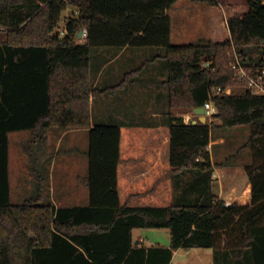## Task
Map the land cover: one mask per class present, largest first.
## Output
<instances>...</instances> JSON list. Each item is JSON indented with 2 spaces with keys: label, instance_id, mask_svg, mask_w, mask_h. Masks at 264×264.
Here are the masks:
<instances>
[{
  "label": "trees",
  "instance_id": "16d2710c",
  "mask_svg": "<svg viewBox=\"0 0 264 264\" xmlns=\"http://www.w3.org/2000/svg\"><path fill=\"white\" fill-rule=\"evenodd\" d=\"M177 1L0 0V264H172L180 247H212L215 264H264V94L248 89L232 66L240 58L257 74L264 70V0H193L210 7V37L189 44L171 40L169 10ZM70 5L77 11L62 33L58 27ZM83 29L85 38L79 36ZM127 45L165 48L171 106H203L212 98L215 119L223 125H251V204H227L208 184L194 201L120 203L121 127L92 125L91 100L127 77L95 87L91 50ZM228 86L246 90L213 95ZM51 126L90 128L89 205L48 202V177L39 170L35 194L12 201L9 133L31 130L26 149L35 162L30 147L41 148ZM169 126L173 170H197L208 181L214 122L192 124L171 116ZM135 227L169 228L171 243L137 246Z\"/></svg>",
  "mask_w": 264,
  "mask_h": 264
},
{
  "label": "crops",
  "instance_id": "0c3cea01",
  "mask_svg": "<svg viewBox=\"0 0 264 264\" xmlns=\"http://www.w3.org/2000/svg\"><path fill=\"white\" fill-rule=\"evenodd\" d=\"M225 1L229 2L228 0ZM181 2V0H178L169 10L172 20V42L175 44H189L207 41L210 37V7L207 9L201 5L204 2L199 1L188 0V2H183V4H181ZM206 30L209 32L208 38L205 40H196L200 37L197 36V38L194 39L195 41H178V39H185L189 32H195L197 35H200L201 32L206 34ZM175 39H177V42H175ZM115 47L117 49L112 51L113 57L97 67L96 77L93 76L91 50V78L95 87L117 85L123 78L127 77L126 81L115 90H110L91 100V120L92 125L103 123L101 122L103 121L102 119L98 121L94 119L96 100L102 96L109 98V101H107L109 108L106 114L109 121L105 123L117 124L121 127L120 160L118 164V191L120 203L129 206H168L184 200L194 201L198 198L201 191L205 190V186L208 184L211 187V191L216 194L219 199L225 200L226 203L237 202L240 205L251 204L252 183L247 171L250 157H242L240 160L238 158L242 155H240V153L244 152V149L249 148L248 142L240 147V152H238L237 155L223 154L220 152L218 155H215L213 151L214 146L222 144L230 145L232 141H230L221 130L217 136H215L214 131L211 129L209 150L211 152V160L214 167L212 175L208 177V181H206L205 176L202 177V173L197 170L187 169L174 171L170 160V117H183L186 123L192 124H212L211 119L206 115L205 122L201 121L204 117L195 112V107L171 106L169 88L164 84L169 74V66L165 57L166 50L164 47L128 45ZM147 50H154V52L151 51V54L145 58V60L137 64L136 67L124 71L118 82L100 85L103 76L106 77V75H110L115 70L111 69V71H106V64L121 60L120 63H115L117 68H119L120 65L128 64ZM244 90H246L245 86H228L224 88L225 93L242 92ZM133 95H148L150 98V107L142 109L148 112L144 120H132L127 114V111H140V107L133 110V107L122 108L119 105L121 101L130 105L131 101L129 99L135 97ZM220 124H222V121L216 118L214 126H219ZM241 126L243 125H235L234 127L241 128ZM82 129L90 130L88 127L63 128L51 126L47 130V137L43 146L37 149L35 163H40V160H42V163L46 165V163L49 162V165L42 166L43 168L39 170H42V172L46 174L48 173L46 172V167L49 168V175L46 174V176H50L51 185L49 187L48 184H46V189L49 187L51 189V194L48 193L49 200L47 199V201L54 203L58 207L86 206L90 204V188L87 184L86 176L83 178V191L77 192L76 194L69 190L66 191V188L69 186L64 184L65 181L61 182L64 174L60 175V182H58V178L57 180L52 178L54 173H51V171L55 165L53 160L54 153L48 147L51 146L52 132L54 144L57 147L69 133ZM246 130L247 129H237L234 135H240ZM25 150L28 152V155H30V152L27 149ZM30 159L33 161V157H30ZM34 168L38 170L37 166ZM29 172L30 171H28L27 175H30ZM145 228L150 227L133 228V241L135 245L146 247L156 244L170 245L171 233L169 228L170 240L168 243L157 240L156 231H153V238L148 237L145 235L146 231L142 230ZM179 249L180 248L175 250L174 255ZM188 249L191 250L192 248ZM209 252L208 257H210V259L208 262L209 264H215L216 250L213 248V250ZM172 264H174L173 260Z\"/></svg>",
  "mask_w": 264,
  "mask_h": 264
},
{
  "label": "rangeland",
  "instance_id": "374dc122",
  "mask_svg": "<svg viewBox=\"0 0 264 264\" xmlns=\"http://www.w3.org/2000/svg\"><path fill=\"white\" fill-rule=\"evenodd\" d=\"M181 4L183 2H188V0H181ZM223 1V0H222ZM229 2H246L247 0H228ZM180 4V5H181ZM201 5L209 8L208 3L204 2ZM179 7V6H178ZM178 9V8H175ZM76 12V8L73 5H70L66 11L63 14V21L59 24L58 30L64 33V27L66 24V19H68L70 16H73ZM174 12V11H173ZM207 16V15H206ZM208 24V23H207ZM209 27V26H208ZM208 30H206V34H203L201 32L200 35H197L195 32H189L186 35L185 39L179 40V42H188L190 40L195 41L196 40H205L208 38ZM193 34V35H192ZM81 37V36H80ZM82 38V37H81ZM3 39V34L0 33V40ZM177 39H175V42ZM117 49L115 46H96L92 48V63H93V76L96 77V69L98 66L104 64L107 62L110 58L113 57L112 51ZM151 51L154 52V50H147L145 53L141 54L138 58L130 61L126 65H120L119 68H117L115 63H120L121 60H118L117 62L106 64L107 68L106 71H111V69H115L110 75H106V77L103 76L102 81L100 82V85L105 84H113L120 80L122 74L126 70H130L131 68H134L139 64L141 61L145 60L150 54ZM152 52V53H153ZM135 96V95H133ZM131 101V104H125L121 101V104H119L122 108H132L133 110L135 108L140 107V111L134 110V111H127V114L129 118L132 120L140 119L144 120L148 112H145L142 109H146V107H150L149 101L150 98L148 95H138L135 97H131L129 99ZM128 100V101H129ZM109 98L106 96H102L96 100V105L94 109V119L95 121L103 120L101 122L105 123L109 121L107 117V111L109 108L108 102ZM125 113V112H124ZM122 113V114H124ZM264 120V119H263ZM216 119H214L213 122H215ZM212 122V121H211ZM237 129H247L246 131L242 132L240 135H234ZM212 130L214 131L215 136L220 132V130L224 133L226 137L231 142V144H222V145H216L213 148V151L215 155H218L219 152L223 154H236L240 152V147L249 141L252 133V127L249 124L241 126V128H237L234 126H225L223 124H220L219 126H213ZM52 131V130H51ZM243 131V130H242ZM32 137L31 130H16L12 131L10 133V174H11V184H12V201L14 203H20L25 198L32 196L36 192L37 183L39 181L38 172L34 168L37 166V169L40 170L46 165L42 163V160H40V163H35L30 159L32 155H28V152L25 150L26 145L30 142V138ZM53 132H52V138H51V146H48L51 151H53V160H54V166L52 168L51 173L53 172L54 175L52 178L56 179L58 178V182H60V175L64 174L63 180L61 182L65 181V185L69 186L66 188V191L69 190L73 193L82 192L83 191V178L85 176H88L89 172V156H88V149L90 145V133L89 130H75L68 134L66 138L62 141L59 146L56 147L54 144L53 139ZM25 144V145H24ZM30 145V144H29ZM54 145V146H53ZM30 147L31 151H33V155L37 157V149L38 145H31ZM28 150V149H27ZM30 152V150H28ZM242 154V155H241ZM241 156H239V160L242 159V157H250L249 164H253L254 162V151L252 145H249V148L244 149V152L240 153ZM247 162V161H246ZM49 165V164H48ZM27 166V167H26ZM43 166V167H42ZM27 168V170H26ZM28 171H30V175L28 174ZM33 173H32V172ZM42 172V170H41ZM48 172V173H46ZM46 174L49 175V168L46 167ZM34 174V175H32ZM27 175V176H26ZM49 179L45 182L50 187L51 181L50 176H48ZM47 188L45 190L46 194V200L48 199L49 194H51V189ZM89 190V189H88ZM47 191V192H46ZM60 191V190H59ZM58 191V192H59ZM49 193V194H48ZM49 200V199H48ZM143 231H146L145 235H147L150 238H153V231H156L157 240H160L161 242L168 243L170 240L169 236V229L168 228H145L142 229ZM213 248L207 247V248H192L189 250L186 247H180V249L175 253L173 261L174 264H209L208 260L210 257H208L209 251H212ZM208 262V263H207Z\"/></svg>",
  "mask_w": 264,
  "mask_h": 264
},
{
  "label": "built area",
  "instance_id": "2783aa9c",
  "mask_svg": "<svg viewBox=\"0 0 264 264\" xmlns=\"http://www.w3.org/2000/svg\"><path fill=\"white\" fill-rule=\"evenodd\" d=\"M87 35V29L82 30V38H85ZM233 68L236 70L237 76L239 78L247 80V88L250 89L253 93L264 94V70L261 74H257L255 70H250L247 65H244L240 58H237L236 62L233 63ZM224 88L218 87L213 95L218 93H223ZM205 107L206 115L213 122L215 115L218 113V108L215 105L212 98L206 101L203 105ZM227 204H231L227 202Z\"/></svg>",
  "mask_w": 264,
  "mask_h": 264
},
{
  "label": "water",
  "instance_id": "95a60500",
  "mask_svg": "<svg viewBox=\"0 0 264 264\" xmlns=\"http://www.w3.org/2000/svg\"><path fill=\"white\" fill-rule=\"evenodd\" d=\"M79 36H82V31L79 32ZM194 110L198 115H201L204 117L203 119H201V121L205 122V120H206L205 107L204 106H197L194 108Z\"/></svg>",
  "mask_w": 264,
  "mask_h": 264
}]
</instances>
